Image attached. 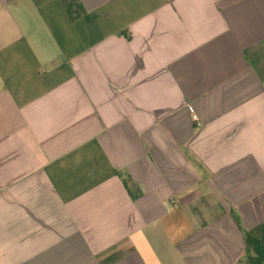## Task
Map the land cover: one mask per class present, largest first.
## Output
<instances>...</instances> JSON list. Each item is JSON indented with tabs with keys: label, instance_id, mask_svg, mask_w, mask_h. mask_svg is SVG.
<instances>
[{
	"label": "crops",
	"instance_id": "0c3cea01",
	"mask_svg": "<svg viewBox=\"0 0 264 264\" xmlns=\"http://www.w3.org/2000/svg\"><path fill=\"white\" fill-rule=\"evenodd\" d=\"M237 221L264 225V0H0V264H239Z\"/></svg>",
	"mask_w": 264,
	"mask_h": 264
},
{
	"label": "trees",
	"instance_id": "16d2710c",
	"mask_svg": "<svg viewBox=\"0 0 264 264\" xmlns=\"http://www.w3.org/2000/svg\"><path fill=\"white\" fill-rule=\"evenodd\" d=\"M68 13L73 19L81 14L73 16ZM122 183L131 199L137 200L141 196V191L129 176H124ZM237 225L244 242V256L239 264H264V225L259 224L249 230L244 229L240 221H237Z\"/></svg>",
	"mask_w": 264,
	"mask_h": 264
}]
</instances>
